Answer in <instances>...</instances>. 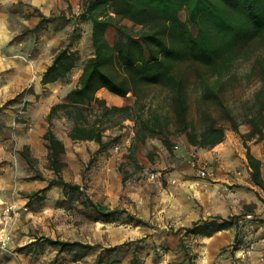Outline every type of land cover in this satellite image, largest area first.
I'll return each mask as SVG.
<instances>
[{"label":"trees","instance_id":"1","mask_svg":"<svg viewBox=\"0 0 264 264\" xmlns=\"http://www.w3.org/2000/svg\"><path fill=\"white\" fill-rule=\"evenodd\" d=\"M182 11L184 19L179 16ZM38 15L37 23L32 28H25V32L43 29L45 23L53 20L52 15L39 11ZM60 18L65 19V15H60ZM75 19L90 22L93 53L82 65L75 85L66 92L63 101L53 104L46 115L47 126L43 139L48 149V168L53 171L54 177L46 179L37 171L35 176L46 180V184L26 193L29 200L41 202L47 190L58 186L65 200L77 202L92 220H109L118 211L86 195L81 184L66 181L62 177L65 162L61 155L65 151V144L53 131V118L59 109L73 120L68 132L71 140H93L100 149L111 145L118 138L103 139L105 121L113 125L124 119L133 120L132 147L147 137L159 135L169 148L171 141L167 134L173 126V131L183 134L190 145L211 148L224 140L226 128L219 121L226 120L230 129L243 139L251 180L264 189L261 161L246 144V140L252 137L264 140V56L257 55L251 66L252 71H257L260 86L246 107L242 121H238L228 108H223L220 117L208 114L205 124L196 130L193 120L186 116L187 82L191 74L195 75L196 88L200 89L204 99L219 101L223 77L232 67L238 53L264 46V0H82ZM123 19L131 21L132 25L126 26L122 23ZM191 27L195 28V32ZM110 28L116 33L112 41L106 35ZM79 38L76 26L68 34L66 43L55 51L51 63L42 73V84L65 78L76 66L79 56L76 50L71 49V45ZM210 76H214L213 82L209 81ZM147 86H158L165 90L172 115L153 111L149 117H143L140 110L144 108L139 105V101L141 92ZM101 88L121 97L131 92L135 99L132 104L107 105L96 94ZM92 103H96L100 109L95 110ZM92 112H96V117L89 122L87 116ZM241 122H246L250 129L242 132L239 128ZM21 154L32 166L34 160L28 150L23 149ZM245 208L248 209L246 212H250L251 206ZM239 218L237 215L226 218L214 215L211 219H199L184 228L183 234L209 235L231 226L239 229ZM134 242L137 244L131 263L141 264L137 253L139 240ZM46 244L55 247L56 254H72L74 260L98 247L80 240L41 235L15 250L37 253ZM129 244L126 242L105 247L91 264H107L106 254H112L117 248ZM188 260V264H191L190 258Z\"/></svg>","mask_w":264,"mask_h":264},{"label":"crops","instance_id":"2","mask_svg":"<svg viewBox=\"0 0 264 264\" xmlns=\"http://www.w3.org/2000/svg\"><path fill=\"white\" fill-rule=\"evenodd\" d=\"M67 4V0H0V221L2 209L8 203L14 202L17 206L26 205L30 208L14 222L13 240L8 246L9 256L1 258L0 264H91L105 247L126 242L130 244L117 248L112 254L105 253L107 264H132L136 240H139L136 252L141 264H188L189 258L191 264H264V190L251 180V168L243 139L231 129H226L224 140L213 147L194 151L197 161L214 170L213 177H200L191 168L187 157H183L187 153L182 149L177 156H182L183 160L176 168L164 169L165 161L158 164L162 168L158 172L162 178L140 179L135 190L123 189L128 190L129 203L119 201V197L107 198L104 202L94 199L105 205V202H112L114 206L122 202L126 206L127 217L120 224L113 225L114 222L100 219H82L77 229H69L70 223H74L70 214L66 218L71 222L62 231L60 208L56 207V202L65 197L61 193L62 189L56 186L45 192L44 200L35 201L40 203V209L32 212L35 202L32 203L22 194L45 186L46 180H30L25 177L31 175L33 169H38L36 160L48 164V149L43 134L47 126L46 115L53 102L46 110L43 102L55 96L54 87L61 81L41 83L42 73L51 63L55 52L45 57V63H42L41 58L47 46L57 43L59 35L47 32L41 33L37 40L34 37V41L31 36L21 40L15 38L19 28L10 21L13 19L23 28H32L39 20V16L32 14L33 10L49 15ZM25 12L28 15H23ZM36 43L39 52L30 56V47ZM20 92H23L22 98L29 105L39 101L35 104L37 111L31 108L21 117L19 100L3 107ZM41 106L42 109H39ZM40 111L45 114V118L40 116ZM32 120L39 124H33L36 128H27ZM54 133L65 144V151L61 155L65 162L62 177L66 181L81 184V164L67 152L68 140L71 139L67 133ZM23 149H27L33 158L32 166L22 156ZM250 151L261 161V175L264 178V151L259 148H250ZM71 169L77 170L72 180L67 178ZM172 178L175 179L174 183L170 182ZM247 205L251 206L250 212L253 215L250 220L244 217L247 211L244 207ZM47 207H50L49 211ZM77 207L82 208L79 204ZM214 215L225 218L237 215L241 226L239 229L235 226L222 228L209 235L183 234L184 228L191 226L194 221L211 219ZM47 222L49 227L45 225ZM32 228L39 229L37 232L30 231ZM41 235L99 243L100 246L76 260L69 253L56 254V248L47 244L37 253L14 250ZM249 241H254L253 250L245 258H240V247Z\"/></svg>","mask_w":264,"mask_h":264},{"label":"rangeland","instance_id":"3","mask_svg":"<svg viewBox=\"0 0 264 264\" xmlns=\"http://www.w3.org/2000/svg\"><path fill=\"white\" fill-rule=\"evenodd\" d=\"M67 2L68 4L66 7L59 8V11L51 12L49 15H52L53 20L45 23L44 28L39 29L36 32H25V28L21 27V25H19L16 21H13V19L10 21L13 23V26L19 28L20 31L17 33L15 38H19L21 40L31 36L34 41V37L37 40L41 33L48 34L47 32H53L54 34L59 35L57 43L52 46H47V48L43 51L41 58L42 63H45V57H49L57 50V48L63 46L66 43L68 34L74 27L78 26L80 38L73 42L71 49L77 51L79 60L71 72L68 73L65 78L60 79V84H55V96L43 102L45 106L44 110L50 106L49 104H51V102L55 104L63 101L66 92L75 85L77 78L81 73L82 65L89 57L92 56L93 53L90 40V22L82 19H75V16L81 9L82 0H67ZM32 14L39 16L37 10H33ZM23 15L28 14L25 12ZM60 15H65V19H61ZM179 16L184 19V11H182ZM122 23H124L126 26L132 25V22L128 19H123ZM191 30L195 32L194 27H191ZM106 35L107 38L112 41L116 35L115 30L110 28ZM26 45L27 43L25 42V46ZM246 48L247 47H243V49ZM29 51L31 53L30 56L39 52L37 43L33 47H30ZM257 55L264 56V46L257 47L254 50L253 48L249 49L247 52L240 51L238 53L232 67L228 72H225L223 77L224 84L218 93L219 101L212 98L204 99L200 89L198 87L196 88L195 75L191 74L189 76L187 82L188 103L186 116L188 119L193 120L196 130L201 129V127L205 124V117L208 114L212 115L213 117H220L223 108H228L231 113L235 115L238 121L243 120V113L246 111V107L250 104L254 92L260 86L257 71L251 70V66ZM208 79L210 82H213L214 76H210ZM23 92H20L13 99L7 101L3 105V107L8 106L19 100V109L21 110V114L19 115H21V117H23L22 115H25V112L31 108H33L32 110L34 112L37 111L38 107L35 106V104L39 103L37 100L35 103H33V105H29L22 98ZM97 93V96L101 99H104L107 105L132 104L135 99V96H133L131 92L127 93L125 97L114 95L107 89L97 91ZM140 96L139 105H143L144 108L140 111L144 118L149 117L153 111H156L161 115H172V108L168 103L167 93L165 90L160 89L158 86H147L143 89ZM91 106L94 107L95 110L100 109L96 103H92ZM42 107L43 106H41V108L39 107V109H42ZM40 116L45 118V114H43L42 111H40ZM95 117L96 112H92L87 116V119L89 122H92ZM29 121L30 120H28V122ZM35 123L39 124V122H33L32 120L27 128H36L33 125ZM219 123L226 129L230 130V124L228 121L223 120L219 121ZM72 124L73 120L65 117L62 109H59L53 118V130L60 135H63V133L68 134ZM103 124L105 126V130L103 132V139L105 141L109 140L111 137L118 136L116 141L111 145L100 149L97 142L85 140H68L67 144L68 155H71V157L81 164V175L83 178V180H81V185L83 186L84 193L95 200H101V202H104L107 198L119 197V201H125L129 203L130 196L128 194V190H135L138 187L140 179H156L150 178L149 175L152 172L158 173L161 171L162 168H159L158 164H161L163 161H165L166 168L164 169L170 170L171 168H176L178 164H180L181 160H183V157H187L189 163L191 160H196L194 151L195 149H198V147L192 148L183 134L173 131V126L170 127V130L167 134V137L171 141L170 147L167 148L163 144L159 135L155 137H147L143 142H139L136 147H132L131 145L134 139L133 120L124 119L120 123L113 125H111V123L108 121H105ZM239 128L243 132H246V129H250L246 122H241ZM246 144L254 150L259 148L264 151V140L259 141L256 139V137H252L246 140ZM14 147H17V145L14 144ZM182 149L187 153L186 156H177V153L182 151ZM35 165L38 167V169H33L31 171V175L26 176L25 179L41 180L39 177L35 176L36 173H38L37 171H39L42 176L44 175L46 178H50L49 176L54 177V173L48 168V164H42L38 159L36 160ZM191 168L193 167L191 166ZM75 172H77V170H69L67 178H71L72 180V178L75 177ZM27 173L29 174L30 171H27ZM157 177L162 178V175L159 174ZM34 187L35 186H33V189ZM124 188L128 190L125 191L123 190ZM26 193L27 192H24L22 195H26ZM61 193L63 194L62 190ZM31 201L32 203L35 202V200ZM105 203L110 205V207L118 209V211L114 217L109 219L112 221H102L114 222L112 224L116 225L120 224V222H122V220L127 217V211L125 210L126 206L123 205L122 202H119L116 206H114L112 202ZM35 205L36 206L31 209L32 212L40 209V203L35 202ZM77 205L78 203L75 201L72 202L65 199L57 200L56 207L60 208L59 215L61 216V219H59V222L62 224V231H65V226L71 221H74V223H70L69 229H77L78 226H80L79 224L81 223L82 219L93 221L88 217L87 212H84L81 208H78ZM27 208V210L22 211L21 216L24 214V212L30 210L29 207ZM49 208L50 207H47V211H49ZM245 210L248 209L245 208ZM70 214L72 216L71 221L69 218H66V216ZM47 220H49V218H47ZM45 225L47 227L50 226L49 222L45 223ZM38 229L39 228H32L30 231L35 230L37 232ZM95 244L100 246L99 243ZM8 246L5 249L0 248V259L9 256Z\"/></svg>","mask_w":264,"mask_h":264},{"label":"built area","instance_id":"4","mask_svg":"<svg viewBox=\"0 0 264 264\" xmlns=\"http://www.w3.org/2000/svg\"><path fill=\"white\" fill-rule=\"evenodd\" d=\"M118 148V147H117ZM190 165L196 170L197 174L202 178H211L214 175V170L203 162L197 160H191ZM159 173H150V178H157ZM171 183L175 182V179H170ZM23 210H27V206H17L14 202L6 204L1 213L0 221V248L5 249L9 243L13 240L12 226L14 222L21 216ZM246 220L252 219L253 215L251 212H246L244 215ZM254 248V241H249L248 244L240 247L239 256L245 258Z\"/></svg>","mask_w":264,"mask_h":264}]
</instances>
